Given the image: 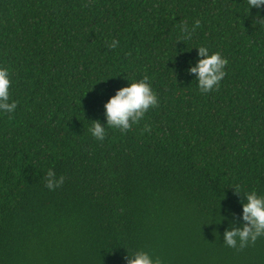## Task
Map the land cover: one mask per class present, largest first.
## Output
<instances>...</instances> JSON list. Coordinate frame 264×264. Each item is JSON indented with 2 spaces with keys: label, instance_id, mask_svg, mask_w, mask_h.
Returning a JSON list of instances; mask_svg holds the SVG:
<instances>
[{
  "label": "trees",
  "instance_id": "obj_1",
  "mask_svg": "<svg viewBox=\"0 0 264 264\" xmlns=\"http://www.w3.org/2000/svg\"><path fill=\"white\" fill-rule=\"evenodd\" d=\"M247 9L0 0V66L17 101L0 115V264H127L137 250L162 264H264V236L223 242L246 223L243 191L264 195V29ZM200 45L228 60L207 93L189 71ZM144 76L158 104L126 132L105 126L94 139L88 128L106 123L107 100ZM49 168L64 177L54 190Z\"/></svg>",
  "mask_w": 264,
  "mask_h": 264
},
{
  "label": "clouds",
  "instance_id": "obj_2",
  "mask_svg": "<svg viewBox=\"0 0 264 264\" xmlns=\"http://www.w3.org/2000/svg\"><path fill=\"white\" fill-rule=\"evenodd\" d=\"M248 12L253 8L258 11L257 19L254 23L264 29V15H261L264 9V0H247ZM199 25L195 21L193 29ZM180 31L190 35V30L186 24L180 26ZM118 41L112 40L108 44L109 48H116ZM198 54L201 57L189 71L196 74L198 90L201 93H207L219 86V82L225 76V65L228 60L219 51H210L206 46H196ZM11 79L9 70L0 66V115L11 114L17 107V101L11 99L10 94ZM158 98L153 91L148 77L144 76L139 80L133 79L126 86L118 89L115 95L111 96L105 103L106 123L101 124L99 121H92L88 128L91 136L97 141H102L106 135L105 126L118 129L121 133L126 132L132 125L139 123L150 107L158 104ZM145 130L148 128L145 126ZM64 181V177L57 176L49 168L45 177V187L49 190L58 188ZM232 188L237 193L241 192L240 185H234ZM244 201L242 202V220L240 227L226 229L223 233V242L228 247L244 248L249 243H254L258 237L264 236V195L258 194L255 189L243 191ZM127 264H162L157 257L154 258L148 251L137 250L134 252L127 251Z\"/></svg>",
  "mask_w": 264,
  "mask_h": 264
}]
</instances>
